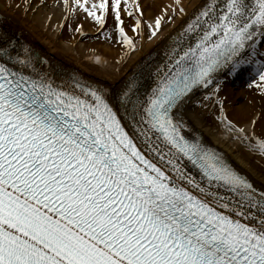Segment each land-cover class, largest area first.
Returning <instances> with one entry per match:
<instances>
[{
	"label": "snow or ice",
	"instance_id": "6c2138e0",
	"mask_svg": "<svg viewBox=\"0 0 264 264\" xmlns=\"http://www.w3.org/2000/svg\"><path fill=\"white\" fill-rule=\"evenodd\" d=\"M57 4V27L82 13L115 33L119 61L142 46L145 28L159 39L165 23L187 19L163 58L149 52L106 87L53 69L0 15V264H264V180L184 115L201 93L196 103L218 105L223 128L264 157L255 132L264 112L239 123L220 95L243 76L264 95V0H201L190 16L173 0L150 20L141 0ZM75 31L87 35L82 22Z\"/></svg>",
	"mask_w": 264,
	"mask_h": 264
},
{
	"label": "bare ground",
	"instance_id": "6f19581e",
	"mask_svg": "<svg viewBox=\"0 0 264 264\" xmlns=\"http://www.w3.org/2000/svg\"><path fill=\"white\" fill-rule=\"evenodd\" d=\"M173 0H141L144 7V16L149 20L159 15L165 6ZM201 0H183L191 15L193 7ZM11 3L13 6L8 7ZM29 5H31L29 7ZM0 15L7 19L4 23L16 33L19 39L35 49L53 69L63 70L66 73L82 75L84 79L93 82L99 81L106 87H115L125 76L131 73L134 65L149 52L155 55L159 52L163 58L165 45L170 35L176 33L187 16L177 17L174 23L163 25L159 39H145L142 46L133 52L126 61H119L120 51L113 45L102 42H85L86 35L81 36L72 27H57V23L64 24L62 4L57 1L52 3H37L35 0L27 1L16 7L15 0H0ZM78 23L84 25L86 34L96 33L100 29L90 18L82 13ZM49 17H51L49 19ZM71 18L67 21L70 24ZM141 42L138 41V44ZM96 57L100 59L97 60ZM59 75V73H57ZM227 78L222 84L228 101L224 105L229 117L239 123L247 124L250 118L264 111L262 101L249 94L245 86V79ZM201 93L197 92L184 107L185 118L190 121L194 132L202 136L205 143L215 147L218 151L237 168L247 172L257 183L264 180V168L259 164V158L255 157L247 147L234 140L223 126L213 125L207 118L213 103L207 108L197 104L196 100L202 99ZM249 99L251 103L246 104Z\"/></svg>",
	"mask_w": 264,
	"mask_h": 264
},
{
	"label": "rangeland",
	"instance_id": "374dc122",
	"mask_svg": "<svg viewBox=\"0 0 264 264\" xmlns=\"http://www.w3.org/2000/svg\"><path fill=\"white\" fill-rule=\"evenodd\" d=\"M27 1H30V0H15V4L16 5H22V4H25ZM55 1H57V0H35V2H37V3H42V2L43 3H52V2H55ZM81 17L82 16H79V18H77L76 14H73V16L71 17L70 24L72 26L77 25L78 20L82 19ZM144 18H145V20H149L145 16H144ZM132 22H134V18H130V17L125 16V24H126V26L127 25H130ZM105 27L109 28L110 30H111L112 27H114L112 17L109 19V22L107 23V25ZM103 31H104V29H100V31L97 32V33L87 34L85 36V38L83 39L84 40V43L85 42H92V41L107 42V43L113 45L115 48H117L120 51V53H121V49L124 46L121 43H119V41L117 39L114 38L115 33H113V36L112 37H106L105 35L102 34ZM145 32H146V35H147V28H145ZM223 88L224 87L222 85V89H221L220 95L225 100V104H226L227 101H228V95L225 94ZM246 89H247V91L249 92V94L251 96L259 98L262 101V103L264 104V95H262L255 86H250V83H249L246 86ZM245 102L248 105L251 103V101H249V99H246ZM203 103L204 104H207V105H210V103H213V102L212 101H208V100H204ZM217 109H218V105L215 106V107L213 106L212 109H211V111L207 114V118L211 121V123L213 125H219L220 126V123L215 118L216 115H218ZM258 112L261 113V112H264V111H260L259 110ZM255 132L257 134L264 133V115H261L257 119V123L255 125ZM255 157L259 158V161H260L259 164L261 165V167L264 168V157H260L258 155H255Z\"/></svg>",
	"mask_w": 264,
	"mask_h": 264
}]
</instances>
